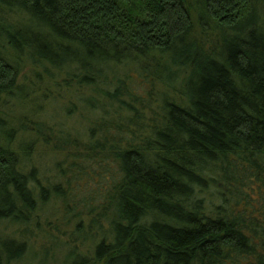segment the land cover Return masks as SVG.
Here are the masks:
<instances>
[{
    "label": "trees",
    "instance_id": "obj_1",
    "mask_svg": "<svg viewBox=\"0 0 264 264\" xmlns=\"http://www.w3.org/2000/svg\"><path fill=\"white\" fill-rule=\"evenodd\" d=\"M49 203L54 264H264V0H0V225Z\"/></svg>",
    "mask_w": 264,
    "mask_h": 264
},
{
    "label": "rangeland",
    "instance_id": "obj_2",
    "mask_svg": "<svg viewBox=\"0 0 264 264\" xmlns=\"http://www.w3.org/2000/svg\"><path fill=\"white\" fill-rule=\"evenodd\" d=\"M32 104H13L12 110L10 111V115L19 116V115H25L29 119L33 120H43L47 121L49 123L58 124L60 129L70 132L71 134L77 136V135H83L84 133V127L83 123H81V120L79 119V115L75 114L70 119H64L61 118V114L59 111V107H61L63 104L60 102H54L53 106H43V103L40 101H37ZM40 107V108H39ZM57 114L59 116H57ZM46 162V161H45ZM49 165V164H48ZM56 211V212H55ZM60 219L59 216H57V210L54 207L53 204H47L45 206H41V208L37 211V219L36 224H40V226L34 225L31 226L30 229L34 230L32 235H24L22 238L19 237V234L14 233L15 228L10 225H0V239L5 240L13 239V240H19L20 242H27L25 253L23 254V257L20 261L15 262L13 264H40L41 259L43 257V251L49 248L48 256H47V263L54 264L58 262V259H61V255L59 253H56L54 250L55 247L51 246L47 241L46 238L43 236L42 229L44 228V224L46 222L51 223L50 227L52 228L56 221ZM63 228V227H61ZM71 228L65 227V230L69 232ZM64 231V228L62 229ZM55 235H58L55 233ZM65 236L64 238H66ZM62 238V237H60ZM62 238V239H64ZM30 239V240H29ZM54 255L53 258H51V255Z\"/></svg>",
    "mask_w": 264,
    "mask_h": 264
}]
</instances>
